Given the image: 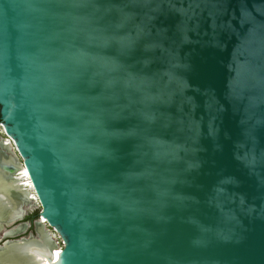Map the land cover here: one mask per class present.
<instances>
[{
    "label": "water",
    "instance_id": "water-1",
    "mask_svg": "<svg viewBox=\"0 0 264 264\" xmlns=\"http://www.w3.org/2000/svg\"><path fill=\"white\" fill-rule=\"evenodd\" d=\"M0 118V262L264 264V0H0Z\"/></svg>",
    "mask_w": 264,
    "mask_h": 264
},
{
    "label": "bare ground",
    "instance_id": "bare-ground-1",
    "mask_svg": "<svg viewBox=\"0 0 264 264\" xmlns=\"http://www.w3.org/2000/svg\"><path fill=\"white\" fill-rule=\"evenodd\" d=\"M6 148L7 147H4V146L2 149L0 148V165H2L3 163L4 164H12V162L14 163L13 157L9 155V151H8L9 149L7 150ZM2 174L3 173L0 172V190L7 188L6 191L10 195L8 196L4 193L1 194L2 193L1 192L0 193V198H1L0 205L5 207V204H6V206L8 205L9 208L11 207L10 208L11 212L9 213L8 218L15 219V218H18L21 214V207H19V209H17L16 207H18L19 205L21 206L22 204L31 205L32 203L33 205V202L31 200L34 198V196L25 192L23 189V186H20V183H21L20 181L22 179H20L19 176H16L17 178L13 180L12 177H10L9 173L4 172V175ZM22 175H24L25 178L28 179L29 177L28 170L27 169L23 170ZM12 188H15V189L17 188L18 189L17 193H13V191H11ZM2 199L5 202H3ZM34 206L35 205H33L32 207ZM45 221H46L45 219L41 220L40 224ZM42 225L43 224H41V226ZM21 228L23 227L19 226L14 231L9 232V234H14L18 232L19 230H21ZM39 232H40V235L36 239L24 242V244L28 245V251L27 252L25 250L21 251L20 254L18 253L19 255L17 254V257L24 264H64V259H65L64 253L59 251V249H54L53 246H51L44 229L40 230ZM28 252L30 253L31 256L27 255ZM15 260H16L15 258L9 259L7 261L0 262V264H11L12 262H14L15 264H18L17 261ZM68 264H71V263L68 262Z\"/></svg>",
    "mask_w": 264,
    "mask_h": 264
},
{
    "label": "rangeland",
    "instance_id": "rangeland-1",
    "mask_svg": "<svg viewBox=\"0 0 264 264\" xmlns=\"http://www.w3.org/2000/svg\"><path fill=\"white\" fill-rule=\"evenodd\" d=\"M0 134H2L1 133V130H0ZM1 136H4L3 134L1 135ZM25 205V204H24ZM32 203H31V205H28V204H26L25 205V208H27V209H31L32 208ZM0 207H3L2 205H0ZM19 207H21L20 205L18 206V207H16L17 209L19 208ZM35 207V206H34ZM11 208V207H10ZM36 212H40V210H38V209H33V210H30V211H28V214H27V216H29V215H32V214H35ZM33 226V225H32ZM13 226H11V227H9V228H5L4 229V231H2L1 233H0V239L3 237V233L5 232V231H7V230H9V229H11ZM46 230H50L49 232L53 235V236H55V237H53L54 238V240H56L57 242H60V245L62 246L63 245V243H62V240L59 238V235L58 234H56V235H54L53 233V231H52V229H49V227H46ZM46 230H45V232H46ZM30 233H32V234H34V235H36V232H35V227L33 226L32 227V229L30 228L26 233H24V234H22V235H20V236H18L17 238H19V237H22V236H25V237H27V236H29V234ZM46 234H47V232H46ZM47 238L49 239V242H50V244H51V246H53V248L54 249H58V248H55L54 247V244H52L53 242L50 240V238L48 237V235H47ZM1 244V243H0ZM53 249V250H54Z\"/></svg>",
    "mask_w": 264,
    "mask_h": 264
},
{
    "label": "trees",
    "instance_id": "trees-1",
    "mask_svg": "<svg viewBox=\"0 0 264 264\" xmlns=\"http://www.w3.org/2000/svg\"><path fill=\"white\" fill-rule=\"evenodd\" d=\"M38 215H39L38 212H36L35 214H32V215H29L26 217L25 221H30L31 223H33L36 219H38ZM32 227H31V229H32Z\"/></svg>",
    "mask_w": 264,
    "mask_h": 264
},
{
    "label": "flooded vegetation",
    "instance_id": "flooded-vegetation-1",
    "mask_svg": "<svg viewBox=\"0 0 264 264\" xmlns=\"http://www.w3.org/2000/svg\"><path fill=\"white\" fill-rule=\"evenodd\" d=\"M0 121H1V118H0ZM0 130L2 131V128H0ZM2 134H4V133H2ZM30 222V221H29Z\"/></svg>",
    "mask_w": 264,
    "mask_h": 264
}]
</instances>
